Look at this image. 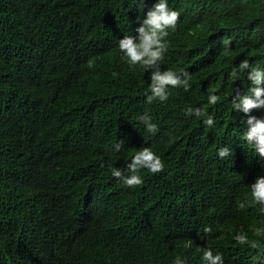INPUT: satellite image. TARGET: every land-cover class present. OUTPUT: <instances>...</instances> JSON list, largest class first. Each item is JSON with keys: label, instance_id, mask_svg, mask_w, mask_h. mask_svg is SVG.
<instances>
[{"label": "trees", "instance_id": "obj_1", "mask_svg": "<svg viewBox=\"0 0 264 264\" xmlns=\"http://www.w3.org/2000/svg\"><path fill=\"white\" fill-rule=\"evenodd\" d=\"M156 2L0 0V264H204V248L224 264H264L250 193L264 160L232 107L252 85L247 71L231 76L244 59L264 70V0H166L180 18L160 69L189 73V90L148 104L151 70L130 67L118 44ZM143 147L164 169H141L129 188L111 169L128 176Z\"/></svg>", "mask_w": 264, "mask_h": 264}, {"label": "clouds", "instance_id": "obj_2", "mask_svg": "<svg viewBox=\"0 0 264 264\" xmlns=\"http://www.w3.org/2000/svg\"><path fill=\"white\" fill-rule=\"evenodd\" d=\"M180 13L169 8L166 0H158L153 7L147 11L146 16L139 22V27L135 29V36H125L119 41V51L123 54L125 62L132 68L137 65L145 70H151L150 75V91L151 95L147 96L146 103L151 104L154 100L165 102L169 98L168 88L184 87L185 91L189 90L188 81L191 78L189 73L181 72L178 74L171 69L161 71L160 64L164 59L168 44L166 38L169 30L175 31L179 22ZM226 43H230L226 42ZM247 71V79L251 82V87L247 94L241 95L236 91L232 100V107L236 112H242L248 119L246 120L247 131L244 140L253 146L256 155L264 160V118H256L249 115L253 110L264 108V70L253 68L247 59L241 61L238 69H234L231 73L233 78L237 77V73ZM115 75V74H114ZM220 97L215 94L208 96V103L215 106ZM187 115H195L197 117L205 115L200 108L187 109ZM139 119L145 124L149 133L155 134L158 131L157 125L151 123L150 118L145 115ZM204 124L212 127L214 120L208 116L204 120ZM123 141L115 145V150L120 151ZM230 154V150L225 147L219 150L218 156L223 159ZM129 175L124 177L121 170L112 168L111 174L117 179H123L125 186L129 188L140 186L143 183L142 177L139 175L141 169H146L152 174L163 171L164 163L159 156L149 147H143L136 152L131 162L127 165ZM251 203L260 206V212L264 214V176L258 177L254 183L250 185ZM248 200L239 203L238 207L243 209L246 207ZM217 214L206 219L202 224L214 221ZM206 233L211 232L210 227H205ZM254 236L264 235V228H257L253 231ZM235 241L240 245H248L256 249L260 244L256 240H249L244 233L237 234ZM202 261L204 264H224L222 254H214L211 248L201 249ZM174 264H184L179 257L176 258Z\"/></svg>", "mask_w": 264, "mask_h": 264}]
</instances>
